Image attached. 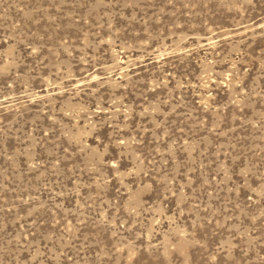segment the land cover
I'll list each match as a JSON object with an SVG mask.
<instances>
[{"label":"rangeland","instance_id":"obj_1","mask_svg":"<svg viewBox=\"0 0 264 264\" xmlns=\"http://www.w3.org/2000/svg\"><path fill=\"white\" fill-rule=\"evenodd\" d=\"M0 264H264V0H0Z\"/></svg>","mask_w":264,"mask_h":264}]
</instances>
